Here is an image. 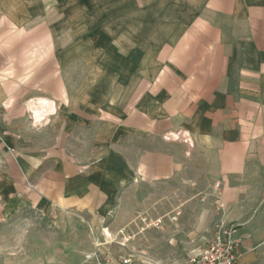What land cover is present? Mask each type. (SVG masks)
<instances>
[{"label":"crops","instance_id":"crops-1","mask_svg":"<svg viewBox=\"0 0 264 264\" xmlns=\"http://www.w3.org/2000/svg\"><path fill=\"white\" fill-rule=\"evenodd\" d=\"M216 184L263 237L264 0H0L5 219L59 218L62 264H101L116 205Z\"/></svg>","mask_w":264,"mask_h":264},{"label":"rangeland","instance_id":"rangeland-1","mask_svg":"<svg viewBox=\"0 0 264 264\" xmlns=\"http://www.w3.org/2000/svg\"><path fill=\"white\" fill-rule=\"evenodd\" d=\"M178 191V201L171 202L169 186L155 191L148 185L147 203H135L131 196V203L116 205V217L130 218L126 229L104 236L102 253L87 259L101 264L125 257L134 264H185L206 249L220 220L215 203L191 197L186 187ZM132 194L138 195V189ZM241 240L240 258H248L246 264H264V236ZM0 264H62V220L26 212L5 219L0 213Z\"/></svg>","mask_w":264,"mask_h":264},{"label":"built area","instance_id":"built-area-1","mask_svg":"<svg viewBox=\"0 0 264 264\" xmlns=\"http://www.w3.org/2000/svg\"><path fill=\"white\" fill-rule=\"evenodd\" d=\"M213 193L217 216L220 219L216 224L214 237L206 249L191 257L185 264H237L241 256L242 240L239 237V227L225 220L227 207L222 200L220 184H216ZM158 224H161V220L158 221ZM119 233L122 234L123 231L121 230ZM101 245L97 244L96 248L100 249ZM97 256L98 254L94 253L89 258ZM105 264H134V262L131 257H125L117 261L106 260Z\"/></svg>","mask_w":264,"mask_h":264},{"label":"bare ground","instance_id":"bare-ground-1","mask_svg":"<svg viewBox=\"0 0 264 264\" xmlns=\"http://www.w3.org/2000/svg\"><path fill=\"white\" fill-rule=\"evenodd\" d=\"M45 105H46V103H44ZM39 106V105H38ZM40 106H42V105H40ZM43 108V107H42ZM44 108H46L45 106H44ZM44 111H46V110H44ZM50 111V110H49ZM51 111H52V109H51ZM33 112H34V116H35V119L37 120V118H41L42 117V113H44L43 112V109H41V108H34L33 109ZM48 112V111H47ZM47 116V115H46ZM37 117V118H36ZM110 236V235H109Z\"/></svg>","mask_w":264,"mask_h":264}]
</instances>
